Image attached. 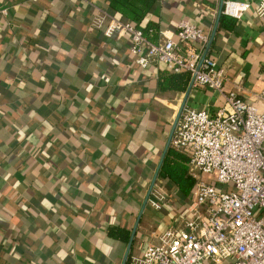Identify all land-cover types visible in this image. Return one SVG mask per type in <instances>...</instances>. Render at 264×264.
<instances>
[{"label": "crops", "instance_id": "obj_1", "mask_svg": "<svg viewBox=\"0 0 264 264\" xmlns=\"http://www.w3.org/2000/svg\"><path fill=\"white\" fill-rule=\"evenodd\" d=\"M223 1L124 0L113 11L108 0H0V264H122L127 243L109 229L130 236L158 165L179 152L166 145L190 77L184 92L161 90L165 66L134 64L129 35L108 38L96 19L152 42L181 21L213 34L206 56L225 67L224 91L249 100L264 85L261 0H239L252 7L231 31L219 28ZM223 102L192 87L184 107L214 114ZM186 217L146 203L129 260Z\"/></svg>", "mask_w": 264, "mask_h": 264}, {"label": "built area", "instance_id": "obj_2", "mask_svg": "<svg viewBox=\"0 0 264 264\" xmlns=\"http://www.w3.org/2000/svg\"><path fill=\"white\" fill-rule=\"evenodd\" d=\"M251 7L225 0L221 14L240 20ZM253 8L264 19V0ZM106 19V37L129 35L134 64L146 69L158 63L171 73H187L192 87L211 89L224 100L214 114L182 109L169 146L187 157L194 181L187 217L160 232L131 264H264V85L249 100L236 90L225 92V67L203 57L208 35L189 22L181 21L174 36L161 33L152 42L109 15L97 17L96 24L102 26ZM164 200L152 189L147 204L160 210Z\"/></svg>", "mask_w": 264, "mask_h": 264}, {"label": "trees", "instance_id": "obj_3", "mask_svg": "<svg viewBox=\"0 0 264 264\" xmlns=\"http://www.w3.org/2000/svg\"><path fill=\"white\" fill-rule=\"evenodd\" d=\"M109 5L113 11H120L124 0H108ZM234 19L231 20L227 16H221L219 21V28L221 30L231 31L234 25ZM189 80L187 73H170L167 72L160 76L159 87L161 90H176L184 92ZM188 159L179 152L168 151L162 162L158 172L160 182L156 185L165 197L164 202L173 207L183 206L186 208L190 203V194L193 189L194 181L187 174ZM175 192V193H174ZM177 193V194H176ZM160 210H154L161 214L163 211V204ZM113 238L123 239L125 243L128 242L129 233L123 232L118 228H110L109 233ZM126 264H131L129 258Z\"/></svg>", "mask_w": 264, "mask_h": 264}, {"label": "water", "instance_id": "obj_4", "mask_svg": "<svg viewBox=\"0 0 264 264\" xmlns=\"http://www.w3.org/2000/svg\"><path fill=\"white\" fill-rule=\"evenodd\" d=\"M220 15H221V8L219 9L218 18L220 17ZM212 38H213V34H212V36H211V38H210V41L208 42L207 49H206V51L204 52L203 57L206 56V53H207V50H208V48H209V45H210V43H211V41H212ZM192 83H193V78L190 80L189 85H188V88H187V90H186V93H185V100H186V98H187V96H188L189 91H190L191 88H192ZM185 100H184L183 104L181 105V107L179 108L178 113H177V115H176V117H175L174 123H173V125H172V129H171L170 134H169V136H168V141H167L166 149H167L168 146H169L170 138H171V136H172V134H173V131H174L175 125H176V123H177V120H178V118H179V116H180V113H181L182 109L184 108ZM161 163H162V160H161L160 164H159L158 167H157V170H156V172H155V175H154V177H153V180H152V182H151V184H150V187H149V189H148V191H147V193H146V196H145L144 202H143V204H142V207H141V209H140V211H139V214H138V216H137V218H136V220H135V223H134V225H133V228H132L131 234H130V236H129V240H128V242H127L126 251H125V254H124V257H123L122 264H126V261H127V259H128L129 250H130V248H131L132 241H133V238H134V236H135V232H136L137 225H138V223H139L140 217H141V215H142V213H143V210H144V208H145V205H146V203H147V200H148V198H149V195H150V193H151V191H152V188H153V186H154V182H155V179H156V176H157V173H158V171H159V168H160Z\"/></svg>", "mask_w": 264, "mask_h": 264}, {"label": "rangeland", "instance_id": "obj_5", "mask_svg": "<svg viewBox=\"0 0 264 264\" xmlns=\"http://www.w3.org/2000/svg\"><path fill=\"white\" fill-rule=\"evenodd\" d=\"M208 176H204V179H207ZM180 219V218H179ZM180 222L182 221L181 219L179 220ZM179 223V222H178ZM177 224V223H176Z\"/></svg>", "mask_w": 264, "mask_h": 264}]
</instances>
